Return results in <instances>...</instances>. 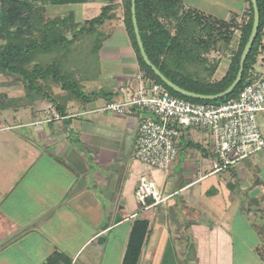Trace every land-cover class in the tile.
Here are the masks:
<instances>
[{"label":"crops","instance_id":"1","mask_svg":"<svg viewBox=\"0 0 264 264\" xmlns=\"http://www.w3.org/2000/svg\"><path fill=\"white\" fill-rule=\"evenodd\" d=\"M183 2L225 22H241L250 9L248 0ZM108 4L68 0L49 5L67 7L61 15L45 13L60 20L74 14L83 25ZM111 15L97 29L101 45L82 80L88 101L58 102L63 113L48 101L13 108V85L0 82V264H125L138 223L147 228L136 264H264L262 218L250 210L264 187V168L247 170L246 159L214 173V138L201 129L181 131L179 157L168 170L151 168L135 158L141 112L103 111L136 93L144 75L123 0L114 1ZM254 73L264 76V52ZM224 74L218 70L217 77ZM48 105L60 120H52ZM257 172L263 185L254 187ZM142 175L169 197L166 204L142 208L136 198ZM171 207L182 227L168 213L162 219Z\"/></svg>","mask_w":264,"mask_h":264},{"label":"trees","instance_id":"2","mask_svg":"<svg viewBox=\"0 0 264 264\" xmlns=\"http://www.w3.org/2000/svg\"><path fill=\"white\" fill-rule=\"evenodd\" d=\"M105 1L109 4L97 16L79 25L74 14L62 20L49 19L45 14L46 6L64 5L68 0H0V73L22 78L27 93L37 94L34 101L54 103L60 113L64 112V104L55 102L54 88L49 84L60 86L66 93L64 98L57 96L61 104L73 99L88 101L90 95L87 96L82 80L92 72V58L101 45L97 29L112 17L115 0ZM248 2V20L241 26L238 49L229 60L226 73L218 78L220 60L211 61L210 56L217 49L229 47L236 19L218 20L187 8L183 0H136L138 26L149 60L167 79L188 92L204 96L224 92L236 79L242 52L252 31L254 11L251 0ZM123 4L127 33L141 71L150 83L161 84L171 95L193 103L220 105L236 98L251 81L259 56L264 52V0H257L260 24L243 79L231 94L215 100L181 95L155 74L138 46L131 0H123ZM146 228L145 223L134 227L125 264L137 263Z\"/></svg>","mask_w":264,"mask_h":264},{"label":"built area","instance_id":"3","mask_svg":"<svg viewBox=\"0 0 264 264\" xmlns=\"http://www.w3.org/2000/svg\"><path fill=\"white\" fill-rule=\"evenodd\" d=\"M136 93L124 100L110 101L103 111L118 116L141 112L135 158L154 169L168 170L179 157L178 138L183 129L207 130L214 138L216 158L213 172L235 168L264 150L259 117L264 115V76L252 72L251 81L236 98L220 105L193 103L169 93L138 75ZM55 110L52 120H60ZM136 198L143 209L167 203L158 185L146 175L140 177ZM152 200L149 204L148 201Z\"/></svg>","mask_w":264,"mask_h":264},{"label":"rangeland","instance_id":"4","mask_svg":"<svg viewBox=\"0 0 264 264\" xmlns=\"http://www.w3.org/2000/svg\"><path fill=\"white\" fill-rule=\"evenodd\" d=\"M66 10H67V7H64V6H58V7L46 6L45 7V11H46L47 15L51 16V17L61 15ZM247 20H248V18L246 17V18H243L241 22L236 23L234 36H233L232 41H231V43L227 49H223V48L217 49V51H215V53L211 54V56H210L211 61L220 60V63H221L220 64L221 67L219 69L220 75H222L226 72V70L228 68L229 60L231 59V57L235 54V52L238 49L239 39L241 36V26ZM2 81H9L13 85V86H11V87H13L11 89H13L14 90L13 92H15V93H13V95H9V101H10L11 107L20 108V107H24V106H29V104L35 100L34 96L37 94L32 95V94L27 93V91H26L27 89L24 85L22 78L17 77V76H6V75H3L0 73V82H2ZM49 85L53 86L52 88H54V91H52L53 92L52 96L55 99V102L58 103L56 93L61 90L60 86H58V85L55 86L53 84H49ZM47 88H48V86L46 87L45 90H47ZM114 101H119V100H114ZM54 110L56 111V109L52 105H48L47 111L50 115L53 113ZM107 113H108V115H111V113H109V112H107ZM259 125H260L262 136L264 138V115H261L259 117ZM262 153L264 156V150H263L262 152L249 157L246 160V162L245 161L243 162V163H245L244 165H246L247 170H249L251 168L254 170H259V168H264V157L261 155ZM226 172H228V171H226ZM258 174L259 173L257 172L251 177V181L253 182L254 187L263 185V182L259 178L260 174L259 175ZM258 199H256V202H252L254 205H251L250 210L251 211L255 210L254 213L257 216H260L262 218V220H261L262 223L261 224L259 223V225H261V226H259V229H260V231L264 237V187H262ZM251 244H253L252 240H251ZM262 249H264V246L262 247Z\"/></svg>","mask_w":264,"mask_h":264},{"label":"water","instance_id":"5","mask_svg":"<svg viewBox=\"0 0 264 264\" xmlns=\"http://www.w3.org/2000/svg\"><path fill=\"white\" fill-rule=\"evenodd\" d=\"M131 3H132V6H131L132 22H133L134 31H135L136 39L138 42V46H139L140 51H141V55H142L144 61L146 62V64L152 68V70L155 72V74L158 77H160V79L167 86H169L170 88H172L174 91L178 92L179 94L187 96V97H191L194 99H200V100H215L218 98L228 96L240 85V83L243 79L244 71H245V63H246L248 56L251 52V49L255 43L257 33H258V29H259V24H260V13H259L258 5H257V0H251L252 8L254 11V21H253V26H252V31H251L250 37L248 39V42H247V44H246V46L242 52L241 58H240V64H239L240 67H239V71L237 73L236 79L224 92H222L218 95H213V96L199 95V94L188 92V91L180 88L179 86L175 85L172 81L167 79L161 73V71L152 64V62L149 60V57L146 54V51L144 49V44L142 42V38L140 35V30H139L138 21H137L136 0H131ZM186 212L189 213L188 211H186ZM167 213L169 214L171 221L175 225H177L178 227H182V225L180 223V219L178 217V213L176 212V209L174 207H171L169 209V212H167L166 210H162V219L165 218V214H167Z\"/></svg>","mask_w":264,"mask_h":264}]
</instances>
